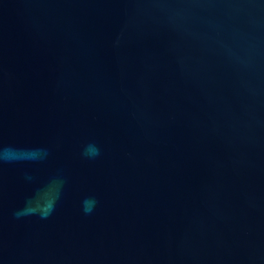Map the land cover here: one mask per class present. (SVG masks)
Here are the masks:
<instances>
[{"label": "water", "instance_id": "water-1", "mask_svg": "<svg viewBox=\"0 0 264 264\" xmlns=\"http://www.w3.org/2000/svg\"><path fill=\"white\" fill-rule=\"evenodd\" d=\"M0 264H264V0H0Z\"/></svg>", "mask_w": 264, "mask_h": 264}, {"label": "clouds", "instance_id": "clouds-1", "mask_svg": "<svg viewBox=\"0 0 264 264\" xmlns=\"http://www.w3.org/2000/svg\"><path fill=\"white\" fill-rule=\"evenodd\" d=\"M85 204H86V205H90L91 202H90V201H85ZM86 210H90V208H87V207H86Z\"/></svg>", "mask_w": 264, "mask_h": 264}]
</instances>
